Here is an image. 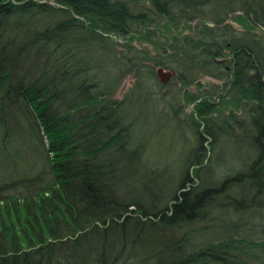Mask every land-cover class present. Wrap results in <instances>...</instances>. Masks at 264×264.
<instances>
[{
  "label": "trees",
  "instance_id": "16d2710c",
  "mask_svg": "<svg viewBox=\"0 0 264 264\" xmlns=\"http://www.w3.org/2000/svg\"><path fill=\"white\" fill-rule=\"evenodd\" d=\"M139 1L149 9L135 10ZM164 19L198 22L169 38L156 29ZM141 28L154 30L144 35L157 38L153 50L105 36ZM158 67L185 85L227 78L248 105L220 128L212 104L197 105L204 123L167 197L129 102L113 98L129 74L160 85ZM205 135L240 140L250 162L205 187ZM0 162V264H264L263 239L192 245L221 215L262 208L264 0H0Z\"/></svg>",
  "mask_w": 264,
  "mask_h": 264
},
{
  "label": "rangeland",
  "instance_id": "374dc122",
  "mask_svg": "<svg viewBox=\"0 0 264 264\" xmlns=\"http://www.w3.org/2000/svg\"><path fill=\"white\" fill-rule=\"evenodd\" d=\"M149 7L146 1L133 4L135 10H148ZM197 22L196 19L191 22H181V24L177 23V27H175V23H170L164 19L156 22V26L158 25L156 29L159 32L163 31L165 37H168L171 33L183 35L189 33L187 27L193 28ZM205 22L211 27L215 26L210 19ZM227 22L236 26L231 19ZM139 30L141 31L140 34L133 32L130 36L124 38L112 33L105 36L115 48L124 45L126 42H131L135 46H146L153 50L154 46L151 43H155L157 38L151 35L144 38V35L147 31L152 34L154 30L151 31L150 28ZM156 35L162 38L161 34L156 33ZM169 38H171V35ZM151 55L154 56L155 52L151 51ZM163 61L165 62V60ZM170 69L164 70L168 71ZM173 78L166 83L157 85L153 82L134 79L129 74L119 81L116 80L113 84L114 100L129 102L130 105L126 107L129 110L128 117L135 119L137 138L146 142L145 162L151 164L149 167L163 173L160 182L164 185L165 197L173 190L176 182L174 180L178 179L182 169L187 166L186 162L190 159L191 152L196 146L197 128H202L200 126L204 123L196 115L197 105L203 100L212 104L215 111L210 115V122L217 128H220L219 124L228 127L233 126V120L245 117L248 108L245 100L241 99L239 94L231 88L230 80L227 78L216 79L201 76L190 85H185L179 80H172ZM157 81L159 82L158 79ZM204 137L206 141L203 144L201 154L198 156L203 162L202 167H205L200 173L202 184L205 187L208 184L220 182L224 177L233 176L246 163L250 162L249 156L246 155L245 145L240 140L232 143V140L223 137L215 142L213 138L207 139V135ZM4 169H8L7 164L0 162V170ZM134 185L141 187L138 183ZM228 195L237 196L240 199L239 193L234 187L232 190H228ZM263 195L262 193L260 200L262 201L260 202L262 208L257 213H247L240 216H235V214L221 215L219 219H222L223 223L221 225H215V223L214 226L212 222L208 223L207 227L210 231L206 232L205 230L201 240L194 238L192 245H196L192 247L196 248L206 240L216 242L226 235H233L234 237L237 235L248 236L252 239L264 240ZM219 213L220 211L216 215ZM210 219L214 221L215 216L211 215ZM222 226L223 228H221ZM226 226L231 228L225 229ZM224 229L225 232L221 231ZM235 229L239 230L235 232Z\"/></svg>",
  "mask_w": 264,
  "mask_h": 264
},
{
  "label": "water",
  "instance_id": "95a60500",
  "mask_svg": "<svg viewBox=\"0 0 264 264\" xmlns=\"http://www.w3.org/2000/svg\"><path fill=\"white\" fill-rule=\"evenodd\" d=\"M155 74L160 83H166L176 75L174 70L170 69L165 71L162 67H158L155 71Z\"/></svg>",
  "mask_w": 264,
  "mask_h": 264
}]
</instances>
